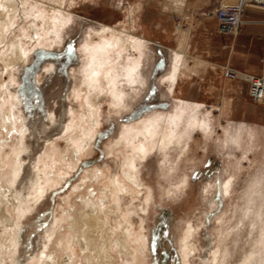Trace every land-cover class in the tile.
<instances>
[{
	"label": "rangeland",
	"instance_id": "1",
	"mask_svg": "<svg viewBox=\"0 0 264 264\" xmlns=\"http://www.w3.org/2000/svg\"><path fill=\"white\" fill-rule=\"evenodd\" d=\"M13 1L14 22L0 44V179L18 156L21 168L12 183L23 207L0 201V218H11L0 224V264H43L49 254L56 256L51 264L71 255L80 264L78 246L73 254L61 249L71 237L69 218L81 197L102 196V187L111 194L106 203L112 227L121 217L130 224L136 264H264V104L250 99L248 83L225 78L227 67L246 72L236 65L232 42L218 51L196 42L174 92L163 80L172 69L173 41L159 49L145 40L134 77L139 81L126 80L123 54L115 61L120 100L98 97V123L86 149L68 161L73 146L67 137L81 131L87 100L97 89L90 86L83 47L91 37L97 42L105 25L119 30L126 13L88 0ZM49 17L56 23L48 31ZM11 40L20 41L25 57L5 67L1 55ZM7 114L15 120L9 128ZM147 119L159 133L169 127L165 146L156 144L140 158L133 147L149 145L143 130L131 144L115 148L127 129ZM126 157L135 159L139 186L123 177ZM117 180L127 187L120 190ZM116 258L124 263L123 255Z\"/></svg>",
	"mask_w": 264,
	"mask_h": 264
},
{
	"label": "bare ground",
	"instance_id": "2",
	"mask_svg": "<svg viewBox=\"0 0 264 264\" xmlns=\"http://www.w3.org/2000/svg\"><path fill=\"white\" fill-rule=\"evenodd\" d=\"M66 2L68 5H71L73 1L67 0ZM16 12H17V5L13 0H0V44L4 40L3 39L4 30L5 29L7 30L8 29L7 27L14 22V16ZM130 15L132 14L129 11L125 14V19H124L125 24L122 25L121 28L117 27L119 28V30L111 26L105 25V27L101 30V32L95 34L97 42H93V40H91L92 37L90 36L91 37L90 40L83 47V51L87 56V58L89 59L88 66L91 68V72L89 74V76L92 78V80L90 79L91 80L90 86L91 87L97 86V89H95L93 97L91 98L90 96V98L87 100L89 101L88 103H86L88 114L87 116H85L86 118L83 119L84 124L81 127V131L79 133H76L74 137L73 135H69L67 137L68 141H71L73 146L72 149L73 155L67 156L68 153L66 155L68 157V161H73L72 158L78 159L79 157H81L80 155L86 149V146L89 142L88 140L91 138L93 134L90 132V130L93 126H95L98 123V104H99L98 102L101 101V100L98 101V97L102 96L103 94L107 96L110 100H112L111 101L112 103H118V100H120L118 96V92L116 93L117 90L115 89L116 87L115 82L117 79V70H118L117 69L118 67H116L118 65L117 62L115 61L126 53L127 63L126 64L122 63L126 80L132 82L133 80H137L135 78H138L139 76L138 74H139V67L142 58V47L144 45L145 40L142 37L134 34L133 32L134 19L132 17H129ZM54 22L55 21L51 17H49L45 21L44 28H46L48 31L54 29L55 27L54 24L56 23ZM219 31L225 34H230V32L224 30L219 29ZM24 57H25V53L23 51L22 44L20 43L19 40H15V41L11 40V42L8 45V49H5V51L1 55L5 67H12L18 65L20 62L24 60ZM181 67H182V53L180 50L176 49L173 58L172 69L163 78V80L167 82L168 90L170 92H174V86L177 84V81L181 76V71H180ZM88 71H90V69ZM7 87H9V84L7 85ZM16 102H17V97L14 95L13 104ZM207 113L209 114L211 112L206 111V114ZM175 115L179 116V112H176ZM4 118H5L4 122L6 124V128H9L14 124L15 120H12V116L10 114H7V116ZM151 122L152 121L148 119L143 120L139 124L127 129V132L125 136H123V139H119L116 142L115 148L116 147L121 148L123 147L124 144H131L132 143L131 138L134 139L139 133H142L143 130L149 135V145L145 146L143 145L144 144L143 143L140 144L139 146L133 147L134 151L137 153V155L140 158H143L147 154V152H149L156 144L160 146H165L172 137L169 127L165 126L166 128L164 130H162L163 129L162 128L161 133H159L156 130L155 127L156 125ZM134 129L135 131H133ZM19 159L20 158L17 156L13 164L11 163L12 165L7 170L6 173V179L5 180L4 178L0 179V198H1L0 201L2 203L3 200L4 207H6L5 205L7 202L9 203L11 201L10 199L16 200V202L18 203L17 204L18 207L19 206L21 208L23 207L21 204L22 201L20 200V196L18 195L17 191L15 192L14 190L15 185L13 186L12 183L13 179L17 178L21 168L19 164ZM124 162H125L124 164L125 167L122 170L123 177L127 181L135 184V186H139L140 181L137 178V174H136L135 159L133 158L130 159L126 157ZM89 176L90 179L94 181L98 180V175L94 173H89ZM122 181L117 180V185L120 190L125 189L127 187L125 181L123 182ZM85 185H86L85 182L81 184L82 187H84ZM100 189L103 194L102 196H99L94 192L93 193L88 192L87 194H85L86 195L85 197L83 198L81 197L80 199L81 202L76 210V213H74L73 215L74 217L72 219L69 218L70 219L69 227L71 228V232H72L71 237L67 236L66 241L64 242V247L61 249H63V251H65L66 254L67 253L69 254L71 252L73 254L72 246L73 245L78 246L83 256L82 260L80 261V264H117L116 257L118 255H123L122 259L125 264H136V260L139 261V258H137L138 256L136 254L134 246H132L130 242L131 230H132L130 229V224L124 217L121 218L118 217L119 218L118 226L116 228L112 227L111 222L109 220L110 219L109 214L112 211L110 206L106 203V200L109 198L111 194L108 193V190L105 189V187H102ZM42 192L43 189H39V191L35 193V198L37 196H40ZM9 219H11L9 218V215H7L6 219L0 218V224L7 223ZM14 243L15 242H13V245ZM61 245L63 246L62 242ZM0 249L2 252L3 246H1V244H0ZM47 255L48 253L44 252L42 256H45L46 258ZM55 257H56L55 254H52V256H50L49 254V257L46 258L43 264H51L53 261H55L56 259ZM71 257L66 256L63 264H75L74 259ZM0 261H3V256L1 253H0Z\"/></svg>",
	"mask_w": 264,
	"mask_h": 264
},
{
	"label": "crops",
	"instance_id": "3",
	"mask_svg": "<svg viewBox=\"0 0 264 264\" xmlns=\"http://www.w3.org/2000/svg\"><path fill=\"white\" fill-rule=\"evenodd\" d=\"M234 2L236 0H88L84 3L120 11L122 16L131 12L129 17L134 19V34L159 49L173 41L175 47L171 49L172 53L176 49L182 52L181 75L184 74L187 52L196 42L217 51L220 47H228L225 42H232L231 52L240 60L236 65L250 74L264 73V69L260 70L261 66L264 67V9L246 6L235 34L219 31L216 10L221 4ZM215 65L209 63L207 67L216 69ZM233 81L247 84L239 79Z\"/></svg>",
	"mask_w": 264,
	"mask_h": 264
},
{
	"label": "built area",
	"instance_id": "4",
	"mask_svg": "<svg viewBox=\"0 0 264 264\" xmlns=\"http://www.w3.org/2000/svg\"><path fill=\"white\" fill-rule=\"evenodd\" d=\"M248 5L264 9V0H236L234 3L221 4L215 12L219 29L235 34L241 24L242 12ZM224 73L227 79L246 81L250 99L256 104H264V73L250 74L228 67Z\"/></svg>",
	"mask_w": 264,
	"mask_h": 264
}]
</instances>
